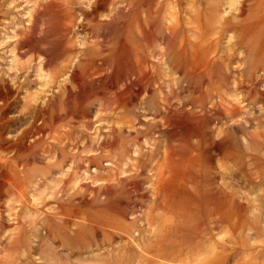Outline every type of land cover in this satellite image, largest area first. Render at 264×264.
I'll return each mask as SVG.
<instances>
[{
	"label": "rangeland",
	"instance_id": "rangeland-1",
	"mask_svg": "<svg viewBox=\"0 0 264 264\" xmlns=\"http://www.w3.org/2000/svg\"><path fill=\"white\" fill-rule=\"evenodd\" d=\"M0 264H264V0H0Z\"/></svg>",
	"mask_w": 264,
	"mask_h": 264
},
{
	"label": "bare ground",
	"instance_id": "bare-ground-1",
	"mask_svg": "<svg viewBox=\"0 0 264 264\" xmlns=\"http://www.w3.org/2000/svg\"><path fill=\"white\" fill-rule=\"evenodd\" d=\"M57 11H58V10H57ZM57 11L53 10V6H48L47 9H46L44 12H42V17H46L47 15L55 16V15L58 14ZM243 12H244V11H243ZM244 13H245V12H244ZM58 16H59L60 18H62L61 15L58 14ZM192 67H193V69H195L194 66H192ZM6 96H7V95H6ZM187 121H188V120H187ZM183 122H185V120H184ZM181 123H182V122H181ZM186 124H187V123H186ZM180 125H181V124H180ZM188 126H189V125H188ZM141 251L143 252V254H142L143 257H148V255H151V253L149 254V251H148L147 249H145V248H142ZM161 253H162V252H161Z\"/></svg>",
	"mask_w": 264,
	"mask_h": 264
}]
</instances>
